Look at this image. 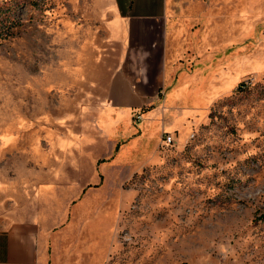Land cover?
Wrapping results in <instances>:
<instances>
[{
	"label": "rangeland",
	"instance_id": "obj_1",
	"mask_svg": "<svg viewBox=\"0 0 264 264\" xmlns=\"http://www.w3.org/2000/svg\"><path fill=\"white\" fill-rule=\"evenodd\" d=\"M170 14L188 31L184 70L237 82L173 145L152 131L149 154L130 155L138 132L99 128L113 120L97 114L94 0H0V219L60 214L54 232L102 241L105 264H264V0H171Z\"/></svg>",
	"mask_w": 264,
	"mask_h": 264
},
{
	"label": "crops",
	"instance_id": "obj_2",
	"mask_svg": "<svg viewBox=\"0 0 264 264\" xmlns=\"http://www.w3.org/2000/svg\"><path fill=\"white\" fill-rule=\"evenodd\" d=\"M170 5L171 0H94V9L105 31V37L90 41L89 47L97 57V68L105 74L104 79L97 80L98 97L105 103L98 107L97 114L103 112L105 120L108 116L113 120L109 127L99 125V128L113 134L118 123L123 122L126 131L138 132L141 139L133 140L125 147L127 151L136 145L134 151L141 152L147 146L145 155L149 154L161 133L190 126L201 114L198 110L237 82L220 87L212 79L204 81L200 72L184 70L185 65L179 59L187 53L188 31L185 26L173 23ZM144 107L146 111L141 113ZM132 114L142 115L138 127L131 125ZM152 131L158 137L149 147L147 139ZM171 134L176 142V135ZM123 151L116 163L131 157H121ZM102 162L99 160L98 165ZM75 177L91 178V175ZM85 183L83 179L76 180L74 188L85 193L88 186ZM19 208L11 205L0 219V264H105L107 255L101 251L102 241L91 243L83 235L73 239L66 231L55 233L60 214L51 217L40 208L29 211ZM72 241L76 244L71 245Z\"/></svg>",
	"mask_w": 264,
	"mask_h": 264
},
{
	"label": "built area",
	"instance_id": "obj_3",
	"mask_svg": "<svg viewBox=\"0 0 264 264\" xmlns=\"http://www.w3.org/2000/svg\"><path fill=\"white\" fill-rule=\"evenodd\" d=\"M247 83V81H243V83H241L240 87L244 88V85ZM137 118L142 120V115L138 114ZM161 142L165 145V146H171L174 144L175 139L174 136L171 133H167L164 132L162 133V137H161Z\"/></svg>",
	"mask_w": 264,
	"mask_h": 264
}]
</instances>
